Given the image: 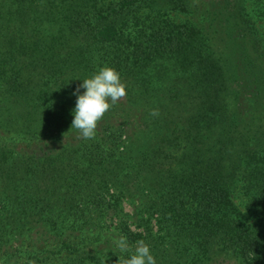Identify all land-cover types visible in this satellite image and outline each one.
<instances>
[{
	"label": "trees",
	"instance_id": "1",
	"mask_svg": "<svg viewBox=\"0 0 264 264\" xmlns=\"http://www.w3.org/2000/svg\"><path fill=\"white\" fill-rule=\"evenodd\" d=\"M104 66L126 96L85 140L72 93ZM140 240L264 264V0H0V264Z\"/></svg>",
	"mask_w": 264,
	"mask_h": 264
},
{
	"label": "clouds",
	"instance_id": "2",
	"mask_svg": "<svg viewBox=\"0 0 264 264\" xmlns=\"http://www.w3.org/2000/svg\"><path fill=\"white\" fill-rule=\"evenodd\" d=\"M81 89L85 90L83 94ZM72 95L76 96V105L72 112L74 119L71 129L78 130L80 137L88 140L95 137L97 124L110 107L126 96V85L121 82L120 75L114 68L104 66L91 78L84 79ZM149 114L156 117L159 110L153 109ZM115 244L121 253L129 251L126 237L120 236ZM118 264H156V260L150 253L149 246L140 240L136 242L135 251L130 258L119 257Z\"/></svg>",
	"mask_w": 264,
	"mask_h": 264
},
{
	"label": "rangeland",
	"instance_id": "3",
	"mask_svg": "<svg viewBox=\"0 0 264 264\" xmlns=\"http://www.w3.org/2000/svg\"><path fill=\"white\" fill-rule=\"evenodd\" d=\"M126 210H127V211H130L129 207L126 206Z\"/></svg>",
	"mask_w": 264,
	"mask_h": 264
}]
</instances>
